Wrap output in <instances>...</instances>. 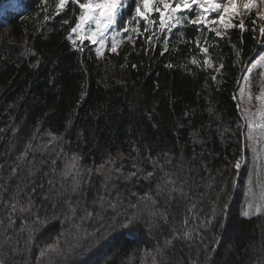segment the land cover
<instances>
[{
	"label": "trees",
	"instance_id": "trees-1",
	"mask_svg": "<svg viewBox=\"0 0 264 264\" xmlns=\"http://www.w3.org/2000/svg\"><path fill=\"white\" fill-rule=\"evenodd\" d=\"M22 2L0 25V264H264V212L242 215L256 172L234 167L259 18L124 32L132 3L97 57L68 40L79 7Z\"/></svg>",
	"mask_w": 264,
	"mask_h": 264
},
{
	"label": "snow or ice",
	"instance_id": "snow-or-ice-1",
	"mask_svg": "<svg viewBox=\"0 0 264 264\" xmlns=\"http://www.w3.org/2000/svg\"><path fill=\"white\" fill-rule=\"evenodd\" d=\"M237 0H134V10L131 16V19L124 22L121 26L124 32H137V28H128V24H131L133 20H136L137 23L139 20L146 21V25L144 31H148L147 24H155V20H151L150 13L153 11L159 13V29L163 32L165 29L168 33L172 32V29L181 23L182 20H186L188 23L193 25H217L222 27H236L232 22V17L237 12L236 7ZM252 0H249L248 3L244 5L245 9H248L251 6ZM78 6L79 14L76 17V22L74 26L71 27L70 32L73 35L69 36L72 44L76 46L77 51H83L85 42L92 46H96V54L97 57L104 54L106 44L110 41L109 50L113 53L117 51V48L120 43H122V39H118L121 33L120 31H116L115 34L109 36V30L114 28L119 23V18L124 9L127 8V0H57L56 12L57 14L63 10L67 5ZM43 5L48 4V0H42ZM161 5L163 6L161 8ZM193 5L196 7L193 8ZM184 9H190L195 12V17H191L185 13L183 16L177 15V13L182 12ZM43 11L47 13V7L43 8ZM210 13H215L216 15L209 19ZM45 20L49 19V16L45 15ZM264 19V16L261 17ZM67 23V21H65ZM243 28V24L239 25ZM215 31L216 36H221V31L212 29ZM261 33L264 34V28H261ZM153 35H156L153 32ZM128 39L131 40V35L128 36ZM79 41V44H77ZM197 47H199V42H197ZM168 51V42L167 40L163 43V51ZM200 51L203 52L206 56L208 54V48H200ZM192 64L198 65L200 62L195 58L191 60ZM203 64L212 67L210 59L206 58L203 60ZM172 65H169L171 67ZM223 68V64H221L218 68H215L217 73L220 72V69ZM260 68L264 69V53H261L252 64L251 67L247 68V72H252L253 69ZM211 79L215 80L216 76H212ZM243 79L247 82L248 76H244ZM241 96L244 95V88L240 89ZM264 93L261 96L256 97V99L260 100V109L258 113H254L252 115H242V119L246 122L247 132L245 135L246 140L249 142V147L251 148L254 159L257 157V150L254 146L257 138L264 139ZM235 98V97H234ZM251 99V96H249ZM239 108V105H238ZM247 112V109L244 110ZM259 115L261 119L259 121H254L253 116ZM254 124L261 128L262 131L257 135L254 134ZM244 160L243 153L240 158L236 160L234 167L237 172L241 167V163ZM71 167H75V165H71ZM68 175L66 171L64 173ZM152 173H149V176ZM256 187L260 189L259 194L257 195L254 192L253 180L250 177L247 183V192H246V207L242 211V215L244 217H249L251 215L264 212V182L261 180V172L259 168L256 171ZM13 209H15V205H12ZM23 210V209H22ZM228 205L224 206V214L225 220L221 223L220 227H226V217H227ZM215 209H213V220H215ZM132 223L130 219L128 223L124 225L125 228ZM210 223V222H209ZM217 246H219V240H217ZM48 250H57L55 246H49V249L42 250L40 255L44 256L46 251Z\"/></svg>",
	"mask_w": 264,
	"mask_h": 264
},
{
	"label": "rangeland",
	"instance_id": "rangeland-1",
	"mask_svg": "<svg viewBox=\"0 0 264 264\" xmlns=\"http://www.w3.org/2000/svg\"><path fill=\"white\" fill-rule=\"evenodd\" d=\"M248 2H249V0H237V2H236L237 10L243 9L244 5ZM256 6H258V10L261 13H264V0H252L251 6L249 8L256 7ZM195 7L196 6L193 5V8H195ZM183 11H182L183 13L180 12V13H177V15L183 16L185 13H187V15H189L188 11H192V10L184 9ZM215 15H216L215 13H210L209 19H211ZM209 26L212 28H217V25H209ZM222 29H223V27L221 26L220 30H222ZM118 39H120V38H118ZM262 50H264V45H262ZM262 53H264V51ZM256 59H258V58H256ZM251 64L248 65L247 68L251 67ZM253 71L257 72L258 82L256 84L254 83V81L252 83L246 82L242 78L241 82H240V86L236 90V92H237V107L239 105L238 110H239V114H240L241 119H242V115H252L254 113H258V110L260 109V100L256 99V97L261 96V94L264 93V69L255 68L252 70V72ZM252 72L249 73L246 71L244 76H248V78H250V75ZM241 87L244 88V95L243 96H241V94H240ZM249 96H251V99H249ZM262 98H264V97H262ZM245 109H247L246 113L244 112ZM260 119H261V117L259 115L253 116L254 121H259ZM242 122H243L242 124H243L244 147L247 150L248 155L243 154L244 160L241 163V167L245 168V172H247V166H248L249 172H251V173L256 172L258 168L260 171H264V139H260V138L256 139L254 146L256 147L258 158L254 159V154H253L251 148L248 146L249 142L245 138V135L247 132L246 122L243 119H242ZM261 131H262V129L257 127L254 124V134L258 135ZM249 160H251L250 164H249ZM262 175H264V174H262ZM261 180H262V182H264V180L262 178H261ZM245 182L248 183V181L246 179H245ZM244 189H245V187H244ZM143 264H150V263L148 261H145Z\"/></svg>",
	"mask_w": 264,
	"mask_h": 264
}]
</instances>
